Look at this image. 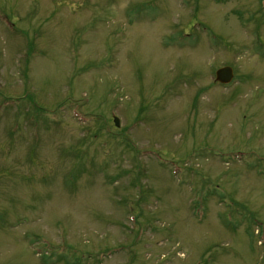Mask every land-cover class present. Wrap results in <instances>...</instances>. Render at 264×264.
Segmentation results:
<instances>
[{
  "label": "rangeland",
  "instance_id": "1",
  "mask_svg": "<svg viewBox=\"0 0 264 264\" xmlns=\"http://www.w3.org/2000/svg\"><path fill=\"white\" fill-rule=\"evenodd\" d=\"M137 1L0 0V264H264V4Z\"/></svg>",
  "mask_w": 264,
  "mask_h": 264
},
{
  "label": "water",
  "instance_id": "2",
  "mask_svg": "<svg viewBox=\"0 0 264 264\" xmlns=\"http://www.w3.org/2000/svg\"><path fill=\"white\" fill-rule=\"evenodd\" d=\"M232 78V70L229 66L221 67L215 72V79L222 83H228Z\"/></svg>",
  "mask_w": 264,
  "mask_h": 264
},
{
  "label": "bare ground",
  "instance_id": "3",
  "mask_svg": "<svg viewBox=\"0 0 264 264\" xmlns=\"http://www.w3.org/2000/svg\"><path fill=\"white\" fill-rule=\"evenodd\" d=\"M140 2V1H139ZM158 3L162 6V7H164V3L163 2H160V0H159V2H158V0H148V1H143L142 2V4H145L146 6H148V7H150V8H152V9H154L152 6H157L158 5ZM128 9V8H127ZM126 9V10H127ZM156 14H158V13H156ZM81 117H83V118H87V116L86 115H80ZM203 220V219H202ZM263 257H264V253H263Z\"/></svg>",
  "mask_w": 264,
  "mask_h": 264
}]
</instances>
